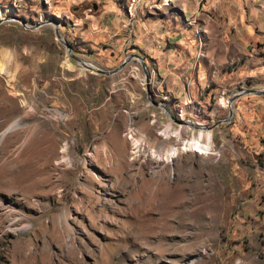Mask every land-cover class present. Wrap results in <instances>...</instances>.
<instances>
[{
  "label": "rangeland",
  "instance_id": "obj_1",
  "mask_svg": "<svg viewBox=\"0 0 264 264\" xmlns=\"http://www.w3.org/2000/svg\"><path fill=\"white\" fill-rule=\"evenodd\" d=\"M113 1L125 23L105 24L95 0H0V264H264L261 109L226 97L257 81L247 44L228 40L233 7L181 23L224 89L200 110L141 57L145 70L130 59L105 75L76 63L105 71L167 46L134 36L136 0ZM197 140L203 154L175 156Z\"/></svg>",
  "mask_w": 264,
  "mask_h": 264
},
{
  "label": "crops",
  "instance_id": "obj_2",
  "mask_svg": "<svg viewBox=\"0 0 264 264\" xmlns=\"http://www.w3.org/2000/svg\"><path fill=\"white\" fill-rule=\"evenodd\" d=\"M95 2L105 8L104 14L101 15L105 24L117 23L118 19L123 23L127 20L126 15L119 14V10L114 11L116 2L113 0H95ZM131 5L134 7L136 22H138L135 24V37H140V30L145 32L142 36L148 35L154 38L162 36V33L165 34L164 42L168 47L157 45L156 48H148L144 45L142 49L137 46L135 51L144 59V62L152 63L153 73L159 77L160 71L166 73L163 78L166 77L170 86L173 87L171 89H175L176 98L186 103L196 100L201 110L204 109L206 98L212 92L224 94L223 85L217 83L218 76L213 72L218 68L212 70L209 67L207 55L210 53L206 52L204 59L197 56V45L192 38L195 25L188 24L189 26L185 27L181 25L184 20H190V18L191 21L195 17L202 19L200 15L204 7H217L218 10L222 7H233V16L228 17L227 20L234 21L237 26L228 36V40L233 45L247 44L243 50L254 56L253 65L247 69L248 77L257 79L251 89L264 90V63L259 62L261 57L264 60V0H136ZM101 16L97 13L93 14V17L97 19H101ZM217 26L216 23L207 25V29H210L216 38L219 35ZM196 38L200 41L199 33ZM137 42L140 44L139 39ZM150 53H153L154 57H151ZM209 83L214 85L208 93L206 90ZM233 91L234 88L226 97L234 95ZM251 96L253 97L251 102L254 104V113L251 118L254 119L255 112L258 113L257 109H261L264 132V95ZM252 124L258 127L254 121Z\"/></svg>",
  "mask_w": 264,
  "mask_h": 264
},
{
  "label": "water",
  "instance_id": "obj_3",
  "mask_svg": "<svg viewBox=\"0 0 264 264\" xmlns=\"http://www.w3.org/2000/svg\"><path fill=\"white\" fill-rule=\"evenodd\" d=\"M2 20H6V18L1 19V21ZM20 22H21V24H23L25 26V28H28L23 23V20H21ZM43 22H45V21H40V22L35 23L33 26L30 27V29L34 30L36 27L41 25ZM54 27H55V24H54ZM53 33H54L55 38L57 40H59L66 48H68V45L64 44L63 41H61V38L59 37L56 30H53ZM130 59L131 60L136 59L138 61V63H140L141 68L143 70H145L144 63H143L142 59L138 55H132L131 53L127 54L123 59H121V61L115 67H113L111 69H105V71L96 69L95 67H89V69L94 71L97 74H100V75L111 74V73L117 71L118 69H120L127 62V60H130ZM75 61L77 64L83 65V62L81 59L76 58ZM146 79H147V77L145 76V80ZM246 95H264V90L244 89V90H241L239 93H237V94L235 93L234 95L229 97L228 101L231 102L232 99L235 97L237 98V97L246 96ZM231 115H232L231 110H229L227 118L223 119V120H219L215 125H213V127H217L222 122H227L229 120V118L231 117ZM196 128H200V127H196ZM200 129H202V128H200ZM5 131H7V130H5Z\"/></svg>",
  "mask_w": 264,
  "mask_h": 264
},
{
  "label": "bare ground",
  "instance_id": "obj_4",
  "mask_svg": "<svg viewBox=\"0 0 264 264\" xmlns=\"http://www.w3.org/2000/svg\"><path fill=\"white\" fill-rule=\"evenodd\" d=\"M0 56L2 57V60H0V73L1 74H5V75H8L9 74V71H8V68H7V65L10 61V55L6 52H3V53H0ZM3 61V62H2ZM83 62V61H82ZM68 65V64H67ZM81 65V64H80ZM69 66V65H68ZM84 67H93V65H91L90 63L88 62H83V65ZM230 104V103H229ZM160 106V104H159ZM162 110L165 112V114L168 116V113L167 111L165 110L164 107H162ZM183 147V149H178L177 150V153L175 154V156H177L178 154H180V152H183V151H189V150H193L195 152H199V154H203L204 151L203 150H206V146L202 143H200L198 140L197 141H194L192 143H184L183 145H181ZM180 146V147H181Z\"/></svg>",
  "mask_w": 264,
  "mask_h": 264
}]
</instances>
